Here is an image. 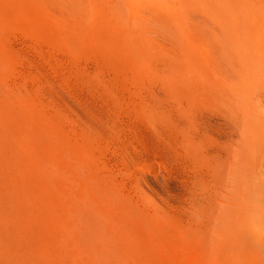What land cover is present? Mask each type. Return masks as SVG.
I'll use <instances>...</instances> for the list:
<instances>
[{
	"label": "bare ground",
	"instance_id": "bare-ground-1",
	"mask_svg": "<svg viewBox=\"0 0 264 264\" xmlns=\"http://www.w3.org/2000/svg\"><path fill=\"white\" fill-rule=\"evenodd\" d=\"M48 1L0 0V264H150L151 234L166 213L156 182L139 170L126 181L118 170L98 167L100 153L90 143L76 149L68 137L53 135L55 116L26 103L24 89L4 79L10 61L3 30L26 22L51 38L93 50L114 75L127 68L150 73L186 98L204 89L214 99L228 95L227 103L234 98L237 111L264 138V0H59L61 6ZM154 28L170 33L174 42L151 38ZM140 230L147 236L140 237ZM232 230L224 264H264L240 230ZM180 231L182 237L189 232ZM145 232L153 243L145 239L149 253L139 245L149 238ZM164 234L158 235H169Z\"/></svg>",
	"mask_w": 264,
	"mask_h": 264
},
{
	"label": "rangeland",
	"instance_id": "rangeland-1",
	"mask_svg": "<svg viewBox=\"0 0 264 264\" xmlns=\"http://www.w3.org/2000/svg\"><path fill=\"white\" fill-rule=\"evenodd\" d=\"M29 26L22 22L3 30L10 61L4 79L24 89L26 103L30 101L36 110L55 116L51 115L59 122L52 128H56L53 135L68 137L76 149L82 143L97 149V158L109 163L98 160L105 164L98 162L100 169L112 167L126 181L139 170L156 182L154 189L167 214L159 216L152 237L145 230L149 238L139 240L144 249L150 246V237L152 242L155 239L148 247L153 258L150 264H224V246L235 228L264 260V138L246 114L237 111L234 98L231 102L235 105L230 107V96L215 95L225 100L220 101L204 89L203 94L210 98L198 97L201 90H195L192 94L198 96L189 99L172 93L153 74H135L129 68L114 75L93 50L52 39L48 32ZM159 32L154 28L148 35L168 45L174 42L170 33ZM166 32L173 40L166 42L170 38ZM127 73L132 76L127 77ZM243 209L244 225L240 223ZM106 222L100 221L102 227H109ZM183 228L189 231L184 237ZM164 233L169 235L159 237ZM141 235L147 236L140 230ZM143 251L144 255L148 252Z\"/></svg>",
	"mask_w": 264,
	"mask_h": 264
}]
</instances>
